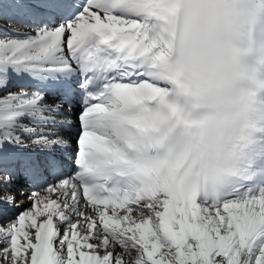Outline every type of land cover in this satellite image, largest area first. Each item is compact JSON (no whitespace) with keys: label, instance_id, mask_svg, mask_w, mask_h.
I'll use <instances>...</instances> for the list:
<instances>
[{"label":"snow or ice","instance_id":"1","mask_svg":"<svg viewBox=\"0 0 264 264\" xmlns=\"http://www.w3.org/2000/svg\"><path fill=\"white\" fill-rule=\"evenodd\" d=\"M0 264H264V0H0Z\"/></svg>","mask_w":264,"mask_h":264}]
</instances>
